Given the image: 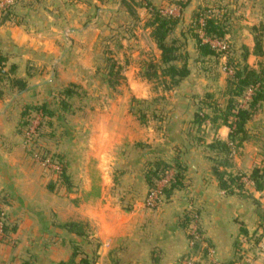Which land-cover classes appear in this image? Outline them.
Listing matches in <instances>:
<instances>
[{
    "label": "crops",
    "instance_id": "obj_1",
    "mask_svg": "<svg viewBox=\"0 0 264 264\" xmlns=\"http://www.w3.org/2000/svg\"><path fill=\"white\" fill-rule=\"evenodd\" d=\"M60 1L42 3L57 5ZM96 2L98 0H74L67 4L74 7L75 15L64 13L62 16L59 23L64 21L70 26L63 34L52 26L39 25L51 19V14L20 4L12 8V18L0 25V54L7 58L5 70L14 65V73L10 76L27 83L23 92L13 87L12 90H17L13 94L9 90L0 96V195L7 196L6 202L0 205V215L7 226L5 237L0 239V264H57L69 259L74 245L79 248L76 259L87 257L91 264H176L179 257L187 253L195 257L200 255L208 264H264V253H257L258 245L264 240V188L256 190L249 178L253 166L264 162V152L258 153L259 146L254 139L257 131L248 129L246 140L240 144L229 143L231 152L227 156L218 148L208 146L216 140L228 141L230 130L225 125L220 126L227 129H202L201 133L207 134L209 140L191 141L183 146L184 149L166 147L170 149L165 150L166 154L170 152V155H165L161 147L150 152L155 158L167 161L178 156L186 167V187L174 190L169 198L164 197L163 202L151 209L142 201L147 185L138 168L146 158L137 152L135 159H131L128 152L132 151L130 147L135 140H142L144 129H105V140L94 138L90 150L85 149L80 158L69 161L67 172L70 184L74 185L64 197H57L49 190L44 178L27 160L16 122L18 114L20 116L23 104H40L46 100V84L53 78L38 79L40 73L49 69L84 68L82 58L81 61L72 58L69 62L67 54L76 53L80 57L88 54L99 34L95 28L99 13L111 2L115 5L114 14L122 5L121 0H108L103 9H95ZM239 5L245 18L239 20L235 29L242 40L237 50L242 52L245 46L249 51L246 63L258 69L257 62L253 61L259 56L252 52L254 33L251 27L256 22H264V0H240ZM39 10L42 13L36 15ZM85 19L90 22L81 26ZM143 20L140 15V21ZM182 20L187 19L180 15V22ZM68 38L73 44L67 42ZM122 63L117 61V64ZM128 117L123 109L117 112V120L123 128ZM161 141L155 138L147 142L155 144L153 148H156ZM212 150L224 154L221 162L213 160ZM214 165L228 173L242 175V189L226 194L218 185ZM136 187L142 188L138 194L140 200L135 198L128 207L121 206L118 197L127 193L135 197L131 188ZM186 190L199 207L198 218L205 238L200 243L206 248L204 256L199 250L192 251L191 241L179 225V217L190 206L184 194ZM221 212L226 214L223 217L228 221L235 222L233 231L227 233L218 227L216 221L222 220ZM67 223L76 224V229L69 231L65 227ZM253 237L256 239L251 240Z\"/></svg>",
    "mask_w": 264,
    "mask_h": 264
},
{
    "label": "rangeland",
    "instance_id": "obj_2",
    "mask_svg": "<svg viewBox=\"0 0 264 264\" xmlns=\"http://www.w3.org/2000/svg\"><path fill=\"white\" fill-rule=\"evenodd\" d=\"M45 1L46 0H39L31 5V7H35V10L39 8L51 14V19L41 24L39 23V25L45 28L52 26L60 30L61 34H63V32H66L64 30L70 26L68 23L65 25L64 21L63 23H59V21L63 20L62 16H64V13H66L67 16L71 14L75 15L74 7H68L74 0H61L57 5L48 2L42 3ZM128 1L129 8L133 5L136 16H133L128 11V5L127 7L121 5L114 14V3L111 2L109 6H107L106 2H108V0H98V3L96 2L98 5L96 4L94 6L95 9H97V7L102 8L105 5L107 8H104V10L99 13L100 16L95 25V28L99 30V34L96 40H94L92 48L88 54L82 55V57H80L79 54L70 52V54L66 56L69 62L72 58H76L79 61H81L80 58H82L85 63H83L84 68L75 69L69 67L71 71H69V69H49L46 70L45 73H40L39 77L37 76L38 79L42 77L53 78L52 82L46 84L44 92L46 94V101L49 102L50 108L57 113L58 117L55 116L52 118L48 125L45 120L46 118H42L40 115H34L29 120H21L18 114L16 122L18 131L20 132L19 134L23 139L22 143L24 144L25 156L32 167L38 171L40 177L44 178L46 185L49 181L54 182V188L51 191L57 197H64L71 192V188L74 184H70L69 186L61 185L56 180L57 176L55 172H52L50 166H45L40 161H37V159H40V154L38 152L39 145L49 149L52 154L60 153L63 155L61 158L63 159L66 173L69 178V168L67 167L69 161L74 158H80L84 154L83 152L85 149L90 150L94 138H102L105 140V129H144L142 140H135L130 147L132 151H128L130 157H132L131 159H135L137 152L138 154H143V159L146 158L142 165L138 167L142 172L144 164L155 158L153 156L154 154H150V152H155L157 149L162 148V152L165 155H170V152L166 154V151H170V149L166 147L179 148V146H186V144L191 141L200 142L202 139L209 140L207 134L201 133L202 129H227L221 127L219 124L217 126L212 125L208 121L200 125H197L193 121L195 112L198 108L202 109L204 113H212V109L208 104H205V102H213L220 108L225 105L226 97L224 91L227 77L230 73H228L225 66L228 58L227 54L204 59L198 57L195 40L187 29L190 28L189 25L192 22V17L196 13H201L204 10H206L204 11L206 13L210 12L216 15L223 13L229 21L231 32L234 31V34L230 32L225 37L226 40L224 43L226 50L229 51L228 55L237 60V62L239 61L244 64L246 61L242 60L241 52L237 50L242 40L238 38V32L235 30L240 23L239 20H242L243 17L245 18L244 14L240 12V0H190L184 8H181L179 4L173 1L162 7V4L166 3L167 0H148L153 5L160 7V11L163 12V14L176 17L182 15L183 19H187L182 20V22L177 25L175 31L171 33V37L177 39V43L180 47L179 52L182 55L185 53V61L190 70L189 75L177 84L173 83L170 77L162 75V66L159 62L158 49L149 36V29L146 31L143 28L146 15L148 14L147 8L135 6L137 2H140L139 0H136V2L134 0ZM141 2L143 3V1ZM16 4L27 7L22 5L20 0H13V3L9 5L10 9ZM61 6H64V8ZM49 7L53 8L50 9ZM5 8L8 7L6 6ZM41 10H39L36 15L42 13ZM169 11L172 12L169 13ZM94 13L96 14V10ZM140 15L144 19L143 22L140 21ZM41 20L42 18L40 21ZM89 20L90 19H85V22L81 26L87 25L90 22ZM72 24L73 27H76L75 23ZM253 26L258 28L257 34L261 37L264 47V22H256ZM248 27L247 25V29ZM199 32L201 33L200 29ZM67 42H72L73 44V40L70 38L67 39ZM72 44L70 47H72ZM83 44H85V42H83ZM120 60L123 61L122 65L117 64V61ZM253 61L254 63L257 62L258 69L260 65L264 66V56L254 58ZM177 64L181 65V60H179ZM126 65L127 68H124ZM150 74L153 75L149 77ZM60 80L66 82H61ZM68 85L75 90V94L66 99L70 103L71 109L69 111H64L60 106V100L63 99L61 91ZM9 90H11L12 94L17 91L12 90L8 86L3 88L2 91L3 93H8ZM207 94L211 95L212 98L210 100L206 99ZM249 98L246 90L242 96L237 98L239 106H246ZM24 105L27 104H23L22 107ZM122 109L125 111V115L127 114L129 116L128 120L125 122L127 124L124 128L119 120H117V112H120V110L122 111ZM40 123L43 126V129H40L43 135H38V132H36V127ZM61 125L67 129L65 135L60 134L63 128ZM248 129L257 131L258 136H255V132H253L252 135L255 136V142L259 146L258 153H263L264 104L260 115L253 118L248 125ZM49 131L53 133L52 136L47 134ZM155 138L162 139L160 142L162 144L153 148L155 144L148 143L147 141H154ZM89 155L90 153H88V156ZM210 155L214 161L220 162L224 157L223 153H218V151L213 150L210 151ZM44 158H46V162L49 161L47 162L48 164H54L56 161L53 160L50 153L43 156V159ZM105 172L106 170H104V174ZM172 172H174V170H169L165 175L168 177H163L167 178L166 181L160 184L157 182L154 188H159L158 190H161L162 187L167 184ZM118 183L120 186L121 184L119 181ZM131 190L136 193L135 197L130 193H127V195L124 194V197H118L121 206L125 208L132 204L135 198L140 200L138 194L141 193L142 188L139 189L136 187L135 189L131 188ZM148 190L149 188L147 187L146 192H148ZM187 190L184 193L187 194L186 201L188 200L190 204L188 207L189 209H187L199 211V207L195 204L193 198L189 196ZM119 191L121 192V190ZM158 195L159 199L155 207L165 199V196L161 192H158ZM145 198L142 201H144V206L146 207ZM224 215L226 216L225 213L221 212L222 220L220 221L217 219L216 222L222 231L229 233L233 231L236 224L234 221H228L226 219L227 217H223ZM194 227L197 231L199 227L203 233L200 218H197V222L194 226L190 227V230ZM4 237L5 235H2L0 239ZM255 239L256 237L251 238V240ZM13 242L15 241L12 240V243ZM183 256L179 257L176 264H182ZM191 256L199 260L196 262L197 264L204 261V264H208L206 260L200 258V255L195 257L196 255L191 253L190 257Z\"/></svg>",
    "mask_w": 264,
    "mask_h": 264
},
{
    "label": "trees",
    "instance_id": "obj_3",
    "mask_svg": "<svg viewBox=\"0 0 264 264\" xmlns=\"http://www.w3.org/2000/svg\"><path fill=\"white\" fill-rule=\"evenodd\" d=\"M36 1L39 0H20V3L25 6H31ZM134 1L136 2V0ZM139 1L140 2H137L135 6L146 7L148 10V17L144 21V26L149 29V35L155 41L156 46L160 51L159 62L162 66V75L170 77L171 81L177 84L190 73L185 61V53L182 55L179 52L180 47L177 43V39L171 37V33L175 31L177 25L180 22V17L163 14V12L160 11V7L153 5L148 0ZM141 1H143V3ZM172 1L176 4H179L181 8H184L190 0H167L166 3L162 4V7ZM128 2V0H121V4L125 7H127ZM131 6L132 7L129 8L130 6L128 5V11L133 16H136L133 9L134 7L133 5ZM204 11L201 13H196L192 17V22L189 25L190 28L187 29L195 40L198 57L204 59L227 54L228 58L225 66L228 70V73L230 74H228L224 91V95L226 97L225 105L220 108L213 102H205V104H208L212 109V113H204L202 112V109L198 108L195 112L193 121L197 125L208 121L212 125H225L229 128L230 131L228 134V141L216 140L208 145L210 148H218L227 156V154L231 152L229 143L240 144L243 140H246L248 138L249 123L263 109L264 66L260 65L259 69L250 68L246 62L242 64L239 61L237 62V60L233 59V57H230L228 55L229 51L226 49L221 50L217 46L213 45L211 42L213 40L225 42L226 35L231 32L228 23L229 21L223 13L216 15L211 14L210 12L206 13ZM13 15L14 13L10 7L0 8V25L12 18ZM199 29L201 30V35ZM252 30L254 32V47L252 52L256 56H264L262 40L259 34H257L258 28L253 26ZM248 53V49L245 46H242L241 56L243 61H246ZM179 60L182 62L181 65L177 64ZM6 61V56L0 54V96L3 93V88L6 86L10 88L15 87L19 92H23L27 89V83L25 80L16 76H10V74L14 73V65H11L8 70H5ZM229 70L231 72H229ZM153 74H150L149 77ZM71 85L75 86L74 84ZM248 89H252V92L247 105L239 106L237 98L242 96V94ZM61 92L63 99L60 100V106L62 110L69 111L71 107L70 103L66 99L72 97L73 94H75V90L68 85L63 88ZM211 98V95H206L207 100H210ZM34 115H40L42 118H46L45 120L48 125L50 124L52 118L55 116L58 117L57 113L50 108V104L46 100L40 104L24 105L20 113V118L21 120H29ZM61 127L63 128L60 134L65 135L67 129H65L63 125H61ZM40 129H43L41 123L36 127V132H38V135H43V133L40 132ZM47 134L49 136L53 135L51 131H49ZM38 150L41 157L45 156L47 153H50V156L53 158V160H62L60 162L62 165V171L59 175H57L56 180L61 185L69 186L70 181L66 173L65 164L61 158L63 155L60 153L52 154L49 149L42 145H39ZM172 161L173 162L162 158H154L153 160L147 161L142 169L143 179L149 189L153 188L155 184L169 172V170H174L170 179L167 181V184L160 190V192L166 198H169L174 190H180L186 187V167L178 156L174 157ZM213 172L218 181L219 187L223 189L226 194H233L236 189H242V175L228 173L225 169H219L217 165L213 166ZM249 178L252 180L256 190L261 191L264 188L263 161L253 166ZM46 187L49 190H52L54 188V182L49 181ZM6 200V195H0V205L1 203L6 202ZM198 213L199 211H184V213L179 217V225L185 230L188 239L191 241L192 251L199 250L204 256L206 255V248L201 246L200 243L201 240L205 241V238L203 237L201 229L198 227L196 234L191 233L190 230L191 224L195 221L197 222ZM3 222V230L5 235L7 226L5 225L4 220ZM65 227L68 228L69 231H73L76 229V224L67 223ZM241 231L243 234H246L244 229ZM78 253V245H74L73 252L71 253L69 259L66 261H60L57 264H91V260H89L87 257L81 256L76 259ZM187 256H190V253L185 254L183 257ZM22 264L30 263L23 262Z\"/></svg>",
    "mask_w": 264,
    "mask_h": 264
},
{
    "label": "built area",
    "instance_id": "obj_4",
    "mask_svg": "<svg viewBox=\"0 0 264 264\" xmlns=\"http://www.w3.org/2000/svg\"><path fill=\"white\" fill-rule=\"evenodd\" d=\"M13 3V0H0V8H5L6 6L9 7V5H11ZM172 11H169V13H171ZM213 45L217 46L219 49L221 50H224L226 49V46H225V43L223 41H217V40H213L211 41ZM229 72H231L229 70ZM252 92V89H248L247 90V95L250 97V94ZM37 161H40L41 163H43L45 166H50V169L52 170V172L57 175H59L62 171V165L59 161H55L54 164H48L47 161L46 162V158L43 159V157L40 156V159H37ZM164 177H168V176H164ZM167 178H162L160 181H158V183H162V182H165ZM159 188L155 189L154 187L153 188H150L146 194V198H145V205L147 208H154L156 205V202L158 201L159 199V195H158V192H160V190H158ZM196 223V221L194 222V224H191V226H194ZM3 226H4V222H3V219L2 217L0 216V237L2 235H4V230H3ZM191 233L193 234H196V228L194 227L192 230H191ZM258 254H263L264 253V240H262L260 242V244L258 245ZM182 264H197L196 262L199 261V260H196V258H193L192 256H187V257H184L182 259ZM205 262V261H204ZM204 262H199L200 264H204Z\"/></svg>",
    "mask_w": 264,
    "mask_h": 264
}]
</instances>
